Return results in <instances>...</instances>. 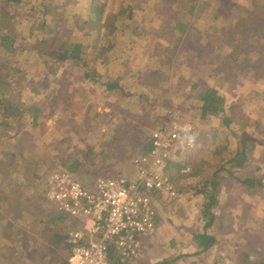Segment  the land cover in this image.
<instances>
[{
	"label": "rangeland",
	"instance_id": "374dc122",
	"mask_svg": "<svg viewBox=\"0 0 264 264\" xmlns=\"http://www.w3.org/2000/svg\"><path fill=\"white\" fill-rule=\"evenodd\" d=\"M56 1L46 24L53 45L45 50L50 54L55 43L60 45L61 41L80 42L84 46L80 64H61L51 57L32 55L24 47L28 44L25 28L16 36L17 50L12 47L10 53L5 52L1 42L5 33H0V96L22 111L17 123L0 124V193L9 198L10 209L0 207L15 220L9 226L8 221L0 220V264H53L51 256H47L48 261L29 260L36 249L42 250V242L36 243L31 237L36 236L42 223L58 214L46 200L41 182L47 183L49 174L62 168L61 161L76 149H85L87 143L97 147L100 135L121 119L138 122L146 99L155 94L172 97L176 102L174 113L170 117L163 109L154 112L144 119V132L150 136L173 120L195 129L184 146L180 144L177 153L173 152L175 163L185 169L201 167L206 176L216 172V157L204 153L190 159L201 144L195 138L203 136L198 130L202 113L199 97L214 88L229 105L237 106V120L227 131L216 119L205 128V134L234 130L235 143H240L241 137L246 145L248 141L256 143L251 163L242 174H236V179L264 176V0H107L101 35L109 38L102 45L101 36L97 38L96 34L97 18L90 10L91 0ZM0 9H4L2 0ZM23 10L15 15L20 20L26 19ZM110 14L117 20L104 29ZM177 28L181 32H176ZM35 40L32 48L36 47ZM110 44L113 48L109 53ZM177 47V66L166 76L167 82L159 84L151 72ZM97 51L102 57L109 54L104 62L113 71L111 77L120 79L128 74L121 85L126 91L133 88L139 97L123 100V93L105 90L106 77L98 78L97 85L90 80L87 70L91 67L82 65L96 64L93 57ZM21 65L25 67L21 68L22 75L8 82L11 69ZM54 86L62 88L58 101L52 96ZM36 108L40 114L34 112ZM138 153L139 147L129 148L126 155L130 159L98 165L102 177L134 180L132 161ZM77 178L83 185L89 184L88 179ZM98 178L88 188L94 187ZM236 179L223 183L221 205L215 212L217 221L210 229L216 244L210 252L203 254L194 243L195 234L203 228L200 209L204 198H188L189 181L176 184L178 201L158 207H163L161 226L153 239H143L137 263L184 257L180 264H264V192L253 197Z\"/></svg>",
	"mask_w": 264,
	"mask_h": 264
},
{
	"label": "trees",
	"instance_id": "16d2710c",
	"mask_svg": "<svg viewBox=\"0 0 264 264\" xmlns=\"http://www.w3.org/2000/svg\"><path fill=\"white\" fill-rule=\"evenodd\" d=\"M54 1L56 0H2L4 9H0V24L2 22L0 33H5L4 37L1 39L2 46L5 47V52L11 51L12 47H14V51L17 50L15 47L17 46L16 36L19 32V29L25 28L28 34V44L24 45V47L32 55L35 53L38 55H44V57L48 59H50L51 57L56 59L57 63L61 64H80L82 62L84 46L80 42L74 43L70 41H61L60 45L55 43V47L53 49L51 48L52 50L50 51V54L45 50V47L53 45V40L50 38L52 33L50 34L46 32V24L48 15L53 10H55L54 4L56 3ZM91 7V13L93 12V14L97 18V38L101 36L100 45L106 44L107 38L109 37L108 35H101L103 31L101 23L103 22V16L105 15L104 13H106V11L108 10L107 0H102L101 2H98L97 0H91ZM19 10H23L27 13L26 19L20 20L17 16H15L17 14V11ZM116 20V16L110 14L107 18V21L105 22L104 29L108 26H112V24L116 22ZM134 26L136 25H133L132 27ZM177 29L178 30H176V32H181V29ZM34 39H36L35 41H37V43L36 47L32 48V41ZM111 44L108 46L109 53L111 51V48H113V45ZM178 50L179 49L177 47L176 50L168 54V56L165 57L164 61L157 65V70L156 68L153 69L151 74L154 81L158 83L167 82L168 78H166V76L170 72H172L174 66H177L175 55ZM108 58L109 54H107V56L103 55L102 57L99 51H97V53L93 57V62L96 64L86 65L82 63V66L85 68L91 67L89 71L87 70L88 75H90V80L93 81V83L95 82L94 84L97 85L99 84L97 80L98 78L106 77L107 83H105V90L107 92L114 93L119 91L123 93V100L129 99L128 97H139L137 92H134L133 88H130V91H126L127 88L125 87V85H121V82L126 78V76H128V74L124 73V76L120 77V79L111 77L113 71L108 70V68L106 67V63L104 62V60ZM99 66L100 69L98 68ZM21 68L24 69L25 67L21 65V67L14 66L11 69L10 79L9 77H7L8 82L22 75ZM221 73L222 71L220 70L219 74ZM51 77L52 80L55 81V76ZM1 82L2 81L0 78V84ZM61 91L62 88L54 86L52 90V96H54V99L56 101L59 100ZM125 92L127 95H124ZM171 98L172 97L170 96L161 97V95L155 94L152 98L146 99L147 101L144 103V106L141 109L142 111L140 112L138 122L121 119V123L113 125L112 128L104 131L100 135L101 140L99 141L100 144L97 147H93L90 143H87L85 144V149H76L74 153H72V155H70L67 159L62 160V169L76 175L80 179H88L89 184H84L85 187H88V185L92 186L95 183L94 180H96L98 176H100L99 178L103 176V170L101 168H98V165L103 163H112L113 161H116L118 159H130L131 156L129 157L128 155H126V152L127 150H129V148L135 150L136 147H139L138 156L133 158V160H136L141 156L149 155V153L152 151L151 135L149 136L147 132L143 131V121L145 118H148L150 115H153L154 112H157L160 109L165 110L167 112V115L171 117L174 113L176 104L175 100ZM199 98L201 102L200 109L202 113L199 114L201 124L198 125V130H200L199 133L203 134V136H198L197 138H195V140L201 144L200 147L192 153L190 159H193V156L201 157L204 153H208L211 155V157L217 158V170L211 176H206L207 172L203 171L201 167L197 166L192 169H185L181 165L175 163L176 160H173L172 158L171 164L167 169L165 176L169 178V180H167L173 186H176V184L179 183H188L189 181H191V183H189L191 189L190 191H188V198L190 199V196L191 198H204V203H202L200 209V223L202 222L203 228L201 233L195 234L194 243L197 246L198 250H201L203 254H206L210 252L216 244V239L210 232V229L214 227L217 221L215 212L221 205L220 197L222 189L224 187L223 183L231 179H236L237 173H243L244 169L247 168V165L251 163L250 156L254 152L257 144L248 141L246 145V143H243L242 137L239 140L240 143H235L237 142L235 136V134L237 133L234 130H232V133L229 132L228 134H221V132H218V130L211 131L212 134H205V128L216 119H220L221 123L225 127V130L228 131L231 127L230 125H232V123H235L237 120V106L229 105L226 97H223L214 88L207 89ZM34 112L39 113L37 108ZM21 114L22 111L17 109L14 103H11L3 96H0V116L4 120V122L0 124L6 125L7 122L17 123L21 117ZM194 132L186 139L189 140L193 136ZM187 140L182 141L183 143H181L180 146H184ZM188 146L190 145L188 144ZM13 158L14 156L9 158V161H11ZM185 170H188L187 174H183V171ZM236 180L242 186L246 187L249 190L248 193H250L253 197L259 196L261 192H264V176L260 178L252 177L251 179L246 180ZM45 184L47 186V183H45V181L44 184L41 182V186H44L42 188L43 190L46 187ZM14 187H11V189H13ZM44 191H46V189ZM2 198L3 201L0 200V205H5V207L7 206V210L10 209L8 206L9 198L3 195V193H0V199ZM177 199L178 198H174V201H178ZM165 202L167 203L170 201H166L163 199L154 200V208L157 214L158 227L161 226V220L163 218L160 214L163 207H158L166 204ZM57 215L61 217H56L53 215V219H55L54 226L62 225L63 222L67 220L64 215L60 213H58ZM1 218L2 222L8 221L6 226H9L10 224L15 222V220L11 219L9 215L3 213L2 208L0 207V220ZM53 223L54 222L52 220L44 225L42 223L41 226L38 227L36 236L38 237V240L40 239L42 241H45L47 246L45 252H43L42 250L40 251L39 249H36L34 251V253L31 255L32 259L34 258V261H39V259L40 261H48L47 256H51L53 258L55 254H57L58 252L60 253V251L62 250L63 239L60 234L54 232L52 228ZM71 228H77L75 223L69 222L66 225V229ZM34 240H36V238ZM36 243H38V241ZM156 251L159 252L157 249ZM7 252L8 251L6 250L5 253ZM182 259H184V257H177L170 261L160 260L155 264H180ZM111 262L113 264H119L118 256L115 252H112L111 254ZM139 264L151 263L139 262Z\"/></svg>",
	"mask_w": 264,
	"mask_h": 264
},
{
	"label": "built area",
	"instance_id": "2783aa9c",
	"mask_svg": "<svg viewBox=\"0 0 264 264\" xmlns=\"http://www.w3.org/2000/svg\"><path fill=\"white\" fill-rule=\"evenodd\" d=\"M193 132L191 124L178 121L153 132L152 151L132 161L134 180L104 176L88 188L62 168L49 174L46 200L77 226L66 231L68 264H113L112 252L119 264L139 261L143 239H153L159 231L154 200L174 201L180 195L164 174L173 152Z\"/></svg>",
	"mask_w": 264,
	"mask_h": 264
},
{
	"label": "crops",
	"instance_id": "0c3cea01",
	"mask_svg": "<svg viewBox=\"0 0 264 264\" xmlns=\"http://www.w3.org/2000/svg\"><path fill=\"white\" fill-rule=\"evenodd\" d=\"M135 173H136V171H135ZM54 216L61 217L59 215H54ZM53 222H54L53 223V225H54L55 224V219H53ZM69 222L70 221L66 220L65 222H63L62 225H58V226H56V225L53 226L52 225L53 226L52 228H53L54 232H56L57 234H60L62 239H63V243H62L63 248H62V250L60 251V253L58 252L57 254H55V256L50 260V261H54L53 264H68V256H69V244L68 243L69 242H68V239L66 238V231L68 230V229H66V225ZM31 238H32V241L36 238V240H34V242H37V241H38V243L42 242V243H40V244H42L41 245V249H42L43 252L46 251L47 244H46L45 241H42L40 239L38 240L37 236L31 237ZM33 259H32V256L29 258V260H32V261H33Z\"/></svg>",
	"mask_w": 264,
	"mask_h": 264
}]
</instances>
